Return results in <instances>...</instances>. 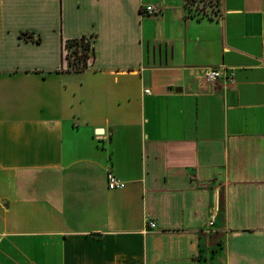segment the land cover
Instances as JSON below:
<instances>
[{"label": "crops", "instance_id": "0c3cea01", "mask_svg": "<svg viewBox=\"0 0 264 264\" xmlns=\"http://www.w3.org/2000/svg\"><path fill=\"white\" fill-rule=\"evenodd\" d=\"M193 1L0 0V264H264V0Z\"/></svg>", "mask_w": 264, "mask_h": 264}, {"label": "trees", "instance_id": "16d2710c", "mask_svg": "<svg viewBox=\"0 0 264 264\" xmlns=\"http://www.w3.org/2000/svg\"><path fill=\"white\" fill-rule=\"evenodd\" d=\"M64 47H72L70 55L72 54L73 57L71 58L68 53L65 54L68 68L75 71L84 69L93 52V46L89 37L81 35L79 37L68 38L64 42Z\"/></svg>", "mask_w": 264, "mask_h": 264}, {"label": "built area", "instance_id": "2783aa9c", "mask_svg": "<svg viewBox=\"0 0 264 264\" xmlns=\"http://www.w3.org/2000/svg\"><path fill=\"white\" fill-rule=\"evenodd\" d=\"M159 10V8L153 4H147L144 7V11L147 14H155L157 11ZM65 49V54L67 53V48L64 47ZM221 75V70L217 67H210L208 69L205 70L204 72V76L207 80L209 81H214L216 80L219 76ZM146 91H148V89H145ZM106 182H107V186L109 188H118V187H122L124 186L125 182L123 179L119 178L111 169L107 170L106 173ZM213 215L211 216V219L209 221L210 224L213 223ZM147 223L152 227L155 226V221L154 220H148Z\"/></svg>", "mask_w": 264, "mask_h": 264}, {"label": "rangeland", "instance_id": "374dc122", "mask_svg": "<svg viewBox=\"0 0 264 264\" xmlns=\"http://www.w3.org/2000/svg\"><path fill=\"white\" fill-rule=\"evenodd\" d=\"M211 1L212 0H198V1H193V4L199 10V12H201V11L204 12V10L206 8V4H208V2H211ZM71 49H72V47H68L66 50L69 55L71 53ZM70 57L72 58L73 55L71 54Z\"/></svg>", "mask_w": 264, "mask_h": 264}]
</instances>
